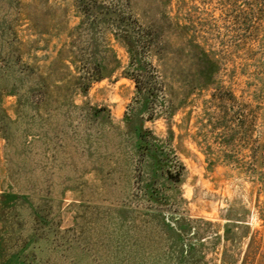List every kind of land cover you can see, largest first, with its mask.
Returning a JSON list of instances; mask_svg holds the SVG:
<instances>
[{
  "label": "rangeland",
  "instance_id": "374dc122",
  "mask_svg": "<svg viewBox=\"0 0 264 264\" xmlns=\"http://www.w3.org/2000/svg\"><path fill=\"white\" fill-rule=\"evenodd\" d=\"M96 2L158 29L149 62L178 106L183 181L156 176V204L138 192L134 86L109 26L81 22V0H0V264H242L253 233L246 264H262L264 0ZM194 45L214 62L207 89ZM109 48L121 68L80 94L66 51L112 67ZM145 126L167 135L163 118Z\"/></svg>",
  "mask_w": 264,
  "mask_h": 264
},
{
  "label": "trees",
  "instance_id": "16d2710c",
  "mask_svg": "<svg viewBox=\"0 0 264 264\" xmlns=\"http://www.w3.org/2000/svg\"><path fill=\"white\" fill-rule=\"evenodd\" d=\"M96 1L81 0L83 17L81 22L89 21V23L109 26L113 38L125 49L128 60L121 71V76L133 83L134 90L131 102L127 104L123 113L122 121L125 129L130 132L131 152L138 160L137 170L143 177L138 181L141 185L138 192L146 201L156 204L158 193L152 187L156 176H161L168 185L177 186L183 181L185 172L183 163L170 144L174 132L169 122L178 106H174L167 99L160 100V95L165 94V87L160 74L149 62L152 54H159L158 29L135 24L136 20L130 21L129 17L120 10L108 6L99 7ZM107 51L111 52L112 67L105 57L97 58L92 54L90 59L84 61L80 55L72 54L71 50L66 51L67 59L74 66L75 73L71 75L73 86L80 94L84 95L93 82L109 78L121 68L115 52L110 48ZM193 51L199 61L196 70L198 85L202 87L201 89H207L208 81L213 75L214 62L201 46L194 45ZM158 118H163L167 122L165 138H159L145 126V122H153ZM258 152L260 156L264 154V144L260 145ZM164 196L166 197L167 193ZM260 218L264 221V214H260ZM163 222L169 228H173L166 220ZM179 227L182 228L181 225ZM174 230L176 232V229ZM257 250L255 233H253L249 237L242 264H246L249 253H252L251 258L254 259ZM258 253L264 264V251Z\"/></svg>",
  "mask_w": 264,
  "mask_h": 264
}]
</instances>
